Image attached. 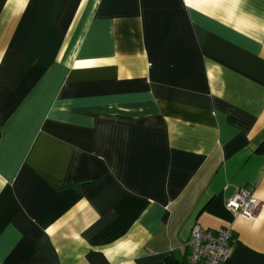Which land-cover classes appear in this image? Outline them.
<instances>
[{"label": "crops", "instance_id": "obj_1", "mask_svg": "<svg viewBox=\"0 0 264 264\" xmlns=\"http://www.w3.org/2000/svg\"><path fill=\"white\" fill-rule=\"evenodd\" d=\"M196 223L264 264V0H0V264H182Z\"/></svg>", "mask_w": 264, "mask_h": 264}, {"label": "built area", "instance_id": "obj_2", "mask_svg": "<svg viewBox=\"0 0 264 264\" xmlns=\"http://www.w3.org/2000/svg\"><path fill=\"white\" fill-rule=\"evenodd\" d=\"M224 205L226 209L249 218L257 213L260 201L250 189L240 187L225 200ZM232 235L231 226L208 230L198 223L194 224L190 238L186 242L188 249L186 264H223L227 258Z\"/></svg>", "mask_w": 264, "mask_h": 264}, {"label": "trees", "instance_id": "obj_3", "mask_svg": "<svg viewBox=\"0 0 264 264\" xmlns=\"http://www.w3.org/2000/svg\"><path fill=\"white\" fill-rule=\"evenodd\" d=\"M182 264H186V262H183Z\"/></svg>", "mask_w": 264, "mask_h": 264}]
</instances>
